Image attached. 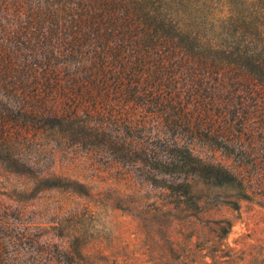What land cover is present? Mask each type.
Returning a JSON list of instances; mask_svg holds the SVG:
<instances>
[{"label":"trees","instance_id":"obj_1","mask_svg":"<svg viewBox=\"0 0 264 264\" xmlns=\"http://www.w3.org/2000/svg\"><path fill=\"white\" fill-rule=\"evenodd\" d=\"M217 3L0 0V177L19 182L0 188V264L106 260L89 251L93 186L57 169L73 152L128 182L114 207L143 228L200 215V186L231 188L236 210L250 199L264 176V0H231L226 16ZM47 192L74 206L38 212Z\"/></svg>","mask_w":264,"mask_h":264},{"label":"rangeland","instance_id":"obj_2","mask_svg":"<svg viewBox=\"0 0 264 264\" xmlns=\"http://www.w3.org/2000/svg\"><path fill=\"white\" fill-rule=\"evenodd\" d=\"M230 2L221 0L214 6L215 12L228 15ZM57 169H69L72 175L93 186V199L74 201L88 203L98 213L95 240L91 241L89 251L103 253L106 260L99 264H264V176L253 178L250 199L241 201L237 210L223 204L227 197L236 194L231 188L208 190L200 186L196 189L203 198L200 215L175 211L165 221L160 219L143 228L136 213L114 207L119 194L129 193L128 182L115 170L84 152H73L63 160L60 157ZM0 183V188L9 189L8 195L19 184L18 180L6 177H0ZM0 198L9 201L6 196ZM66 198L47 192L39 196L35 206L38 212L50 206L57 208L64 202L74 206Z\"/></svg>","mask_w":264,"mask_h":264}]
</instances>
